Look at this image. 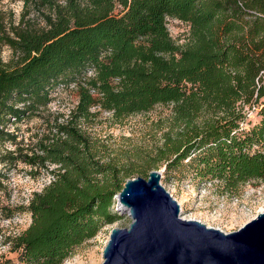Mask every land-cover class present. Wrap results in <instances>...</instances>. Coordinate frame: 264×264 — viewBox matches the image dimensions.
Instances as JSON below:
<instances>
[{"label": "trees", "instance_id": "obj_1", "mask_svg": "<svg viewBox=\"0 0 264 264\" xmlns=\"http://www.w3.org/2000/svg\"><path fill=\"white\" fill-rule=\"evenodd\" d=\"M20 1L42 25L0 13V44L13 55L0 59V145L14 146L0 163L42 168L51 180L24 209L31 223L14 240L18 264H62L117 219L114 197L130 176L101 163L82 130L100 113L121 124L170 107L149 166L166 175L195 166L234 196L264 181V0ZM167 18L187 25L185 43L172 39ZM69 88L77 102L66 119L34 143L17 141L8 128Z\"/></svg>", "mask_w": 264, "mask_h": 264}, {"label": "rangeland", "instance_id": "obj_2", "mask_svg": "<svg viewBox=\"0 0 264 264\" xmlns=\"http://www.w3.org/2000/svg\"><path fill=\"white\" fill-rule=\"evenodd\" d=\"M24 12L20 0L0 2V13L6 21L17 25L24 16L26 20L42 25L34 8H29L28 14L24 15ZM168 31L179 44L186 42L187 25L170 20ZM12 56L11 50L0 44L1 61L8 62ZM53 97L47 110H40L28 121L8 128L15 132L17 141L22 140L23 144L34 143L35 135L44 133L48 126H52L55 118H58V122H63L77 102L73 88L59 89ZM262 101L264 102V97ZM171 118L170 107L167 106H157L149 113L129 116L121 124L113 123L107 113H100L95 119L84 123L82 130L90 138L101 163L116 166L122 177L129 175L128 179H147L150 171L160 172V184L179 204L183 219L199 221L207 227L230 233L264 212V181L247 183L234 196L224 193L219 184L200 180L195 166L183 164L172 174L166 175L164 166L155 167L154 162L148 165L153 151L162 144ZM255 118L252 115L253 121ZM13 149L14 146L7 143L0 145V158L5 151ZM53 167L49 166L50 169ZM50 180L51 177L42 168L32 170L20 162L0 163V264L5 261L18 264L14 240L31 223V216L24 209L32 194L40 192ZM116 197L117 195L114 197L113 212H118L117 219L101 227L95 237L75 247L62 264H102L101 250L109 239L111 230L127 228L130 224L129 217L118 211ZM6 215L9 218H5Z\"/></svg>", "mask_w": 264, "mask_h": 264}, {"label": "water", "instance_id": "obj_3", "mask_svg": "<svg viewBox=\"0 0 264 264\" xmlns=\"http://www.w3.org/2000/svg\"><path fill=\"white\" fill-rule=\"evenodd\" d=\"M160 180L153 170L125 182L116 199L130 224L111 230L102 264H264V212L224 233L183 219Z\"/></svg>", "mask_w": 264, "mask_h": 264}, {"label": "built area", "instance_id": "obj_4", "mask_svg": "<svg viewBox=\"0 0 264 264\" xmlns=\"http://www.w3.org/2000/svg\"><path fill=\"white\" fill-rule=\"evenodd\" d=\"M170 20L167 18L166 19V25H167V27H168V22H169Z\"/></svg>", "mask_w": 264, "mask_h": 264}]
</instances>
